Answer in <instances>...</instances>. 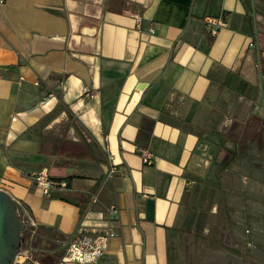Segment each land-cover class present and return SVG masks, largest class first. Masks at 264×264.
I'll list each match as a JSON object with an SVG mask.
<instances>
[{
  "label": "crops",
  "instance_id": "crops-1",
  "mask_svg": "<svg viewBox=\"0 0 264 264\" xmlns=\"http://www.w3.org/2000/svg\"><path fill=\"white\" fill-rule=\"evenodd\" d=\"M0 190L36 225L22 251L114 206L96 264H264V0H5Z\"/></svg>",
  "mask_w": 264,
  "mask_h": 264
},
{
  "label": "built area",
  "instance_id": "built-area-1",
  "mask_svg": "<svg viewBox=\"0 0 264 264\" xmlns=\"http://www.w3.org/2000/svg\"><path fill=\"white\" fill-rule=\"evenodd\" d=\"M5 0H0V4H3ZM227 26L226 22L218 18H207L205 21V31L208 36L215 37L219 30ZM149 31L153 32L152 29ZM22 80V78H20ZM137 153L141 157L143 165L152 164V155L145 149H137ZM114 174V168L110 167L108 170V176L112 177ZM34 185L39 191L42 197H51L53 193H63L67 191L68 185L66 181L55 183L49 179L48 174L45 171H41L33 176ZM97 201V197L93 196L91 203L94 204ZM20 218L28 230L27 237H33L36 235V225L33 219L26 211H19ZM117 210L114 206H111L107 210L106 215V228L103 233H86L82 229L78 228L75 233L67 239L65 242L57 241L64 247L62 257L57 264H96L107 252L108 241L114 236L111 225L116 218ZM32 252L28 250L22 251L16 258L17 264H25L30 261ZM22 258V261L18 259Z\"/></svg>",
  "mask_w": 264,
  "mask_h": 264
},
{
  "label": "water",
  "instance_id": "water-1",
  "mask_svg": "<svg viewBox=\"0 0 264 264\" xmlns=\"http://www.w3.org/2000/svg\"><path fill=\"white\" fill-rule=\"evenodd\" d=\"M27 233L17 205L0 190V264H17V256L29 245Z\"/></svg>",
  "mask_w": 264,
  "mask_h": 264
},
{
  "label": "trees",
  "instance_id": "trees-1",
  "mask_svg": "<svg viewBox=\"0 0 264 264\" xmlns=\"http://www.w3.org/2000/svg\"><path fill=\"white\" fill-rule=\"evenodd\" d=\"M247 6H249V3H246ZM248 9H251V7H247ZM55 180V179H54ZM68 180V179H66ZM54 198H57L59 200H62V201H65V202H70V199L67 198L66 196H63V195H53ZM82 213V211H81ZM60 243L61 242H65L67 241V239L65 238H61L60 240ZM60 243H55L54 244V247L49 251L47 252L45 255L43 254L41 257H33V261H37L39 264H57L58 261L60 260V258L62 257V254L64 252V247L61 246ZM59 247V249H58ZM37 253V250H33L32 251V254H36Z\"/></svg>",
  "mask_w": 264,
  "mask_h": 264
},
{
  "label": "rangeland",
  "instance_id": "rangeland-1",
  "mask_svg": "<svg viewBox=\"0 0 264 264\" xmlns=\"http://www.w3.org/2000/svg\"><path fill=\"white\" fill-rule=\"evenodd\" d=\"M26 237H27V236H26ZM42 255H43L42 253L40 254V253H38V252H37L36 254H34V255L32 254V256H33V257H36V258H37V257L39 258V257H41ZM18 260H19V261H22V258H21V259L19 258Z\"/></svg>",
  "mask_w": 264,
  "mask_h": 264
}]
</instances>
